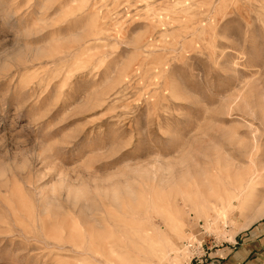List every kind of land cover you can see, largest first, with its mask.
<instances>
[{
  "label": "rangeland",
  "instance_id": "1",
  "mask_svg": "<svg viewBox=\"0 0 264 264\" xmlns=\"http://www.w3.org/2000/svg\"><path fill=\"white\" fill-rule=\"evenodd\" d=\"M263 198L264 0H0V264H200Z\"/></svg>",
  "mask_w": 264,
  "mask_h": 264
},
{
  "label": "crops",
  "instance_id": "2",
  "mask_svg": "<svg viewBox=\"0 0 264 264\" xmlns=\"http://www.w3.org/2000/svg\"><path fill=\"white\" fill-rule=\"evenodd\" d=\"M217 246V245H216ZM206 264H264V218L208 254Z\"/></svg>",
  "mask_w": 264,
  "mask_h": 264
},
{
  "label": "bare ground",
  "instance_id": "3",
  "mask_svg": "<svg viewBox=\"0 0 264 264\" xmlns=\"http://www.w3.org/2000/svg\"><path fill=\"white\" fill-rule=\"evenodd\" d=\"M261 178V175H250L246 180H245V183L244 185L241 186V201L239 202L240 205H239V208H243L246 204V206L250 203L251 201L253 200V198L255 197L254 193H255V189H256V186L259 185V180ZM236 198H239V196H237ZM261 204H260V207H259V211L257 210L256 214L252 217L251 220L249 221H246L244 225L242 226H239V228H247L249 227L251 224L255 223L256 221L264 218V198L263 200H261ZM234 205L231 204V201L227 202L226 205H223L222 206V209H221V213L222 215H225L226 213V210L227 209H231ZM236 208V207H235ZM226 219V218H225ZM223 220V219H222ZM179 224H181V222H179ZM179 225H176V229L178 228ZM241 231V230H240ZM146 234H148V231H146ZM235 237V236H234ZM172 245V244H171ZM178 252V251H177ZM158 257L159 258H163V257H166L167 256V252L165 251V249H162L160 248L158 250ZM178 255V254H177ZM171 257V256H170Z\"/></svg>",
  "mask_w": 264,
  "mask_h": 264
},
{
  "label": "built area",
  "instance_id": "4",
  "mask_svg": "<svg viewBox=\"0 0 264 264\" xmlns=\"http://www.w3.org/2000/svg\"><path fill=\"white\" fill-rule=\"evenodd\" d=\"M201 248H202V247H201ZM205 255H207L206 252H204V254L201 255L200 257H197L196 260H197L200 264L203 263V262L205 261V259H204Z\"/></svg>",
  "mask_w": 264,
  "mask_h": 264
}]
</instances>
